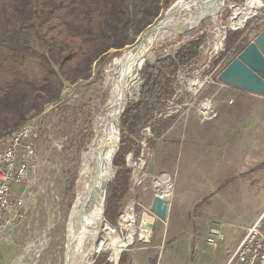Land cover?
Here are the masks:
<instances>
[{"label": "rangeland", "instance_id": "rangeland-1", "mask_svg": "<svg viewBox=\"0 0 264 264\" xmlns=\"http://www.w3.org/2000/svg\"><path fill=\"white\" fill-rule=\"evenodd\" d=\"M183 1L187 0H173L167 7L160 9L155 18L148 16L146 23H149L145 28L139 33L134 34L131 31L129 34L131 43L118 49L110 48L109 62L105 63L103 54H97V59L91 64L90 70L71 80H64L58 100L44 102L40 111L30 107L26 112L24 121L37 119L41 125L40 137L36 144V165L29 172L28 180L24 184L27 185V191L24 195L23 214L7 226L2 237L0 264H64L67 249L66 236L82 187L87 157L95 139L99 119L109 110L108 103L115 62L129 47L139 43L140 37H144V32L148 28L161 22L169 10ZM231 1L236 2L237 0H227L216 14L208 15L182 34L165 31L164 35H157L156 32L146 35L145 39L148 40L150 37L148 40L150 47L145 54V61L154 64L166 54L171 56L174 54L172 57L175 58L182 39L190 40L191 36L204 26L208 30L206 34L212 40L219 41L221 31L230 24V16L233 12L235 14L239 8L238 4ZM240 3H243V0ZM260 11L258 16L254 15L248 21V24L252 20L255 24L258 22L253 29L254 33L264 28V7ZM238 32L241 31H235L234 34ZM215 33L218 34L216 37H214ZM234 34L233 31H229L227 38L229 39L230 35ZM245 37L244 42L247 44L252 36L248 38L245 35ZM205 40V36L203 40L200 38L196 40L199 51L196 59L184 64L176 61V69L172 74L167 75L172 80V94L165 99H171L174 95L173 74L178 67L183 69H180L178 74L184 71L185 76L188 70L195 67L194 63L205 58V53L201 48L199 49V44ZM224 43L226 44V39ZM114 50H118L117 55L112 54ZM229 58L230 56L227 61ZM213 60L215 61L213 64L217 65L219 59ZM99 67L103 71L101 80L95 77ZM199 67L202 70L200 64ZM208 70H204V73H209ZM135 73L136 87L141 77L137 69ZM176 76L177 74L175 78ZM214 79L216 77L213 76ZM134 91L137 92L136 89ZM214 92H216L214 105L217 110L214 118L197 121L194 109L186 106L181 109L178 101H175V105L169 104L170 106L166 109L167 102L163 99L162 108L152 113L150 121L129 134L133 143L121 142L122 128L120 117H118L117 130L120 146L121 144L131 145L124 155V165L131 172V185L112 222L104 215L106 222H103L92 251L93 264H113L112 248L117 245L108 242L104 227L109 226L119 242L126 231L119 224L118 217L131 202L135 218L133 229L134 233L136 231L135 242L124 248L119 264H222L234 247L238 233L251 214L264 208V188H261L264 187V183L256 184L258 186L255 188H249L247 183L239 180L225 187L223 186L224 181H218L216 178L218 174L211 169V166L219 161L218 159L224 160V156L226 159L227 155L229 156L227 159L232 162V172L228 167L229 174L240 175L244 169L241 167L239 158L245 153L257 152L264 158V134H262L264 132L262 128L251 131L253 127L255 128L256 122L254 110L257 103L256 97H246L243 110L233 114L235 103L229 104V100L232 99L234 93L211 82L201 91L200 95L212 96ZM124 98V106H127L136 103L140 94L137 98L127 100L125 96ZM68 103L74 106L85 104V107L79 112L77 121H71L63 128L60 125L59 113L61 106ZM155 112H162V116L154 120ZM166 112H170L169 115L165 116ZM12 118L13 116L9 114L0 115V136L14 129L5 127V124L10 123ZM166 119H170L167 129L161 134H156L153 124L157 120ZM88 120L90 129L86 124ZM165 124L161 121V130ZM147 126L150 127L149 131L146 130ZM139 164L142 166L139 168L141 173L133 177L132 165ZM114 167L117 172L118 166L114 164ZM163 173L168 174L171 184L170 195L166 196L155 192L153 186L154 177ZM229 174L226 176L227 179ZM24 185H16L15 188L21 189ZM154 194L170 199L172 211L165 221H156L154 230L156 237L152 239V242L143 244L137 240V226L141 213L148 211ZM106 197L107 191L105 202ZM261 223L264 227V215ZM212 226L221 228L223 236L214 244H209L207 237L209 228ZM155 245L158 246L154 247ZM136 247L139 250L134 249Z\"/></svg>", "mask_w": 264, "mask_h": 264}, {"label": "trees", "instance_id": "trees-1", "mask_svg": "<svg viewBox=\"0 0 264 264\" xmlns=\"http://www.w3.org/2000/svg\"><path fill=\"white\" fill-rule=\"evenodd\" d=\"M172 1L0 0V115L13 116L5 127H20L30 107L40 111L44 102L58 100L63 81L90 70L97 54H103L105 63L109 62L110 48L118 49L131 43V31L139 33L149 23H146L148 16L155 18L159 10ZM245 40L242 32L230 35L226 50L234 46V52L238 53ZM112 54L117 55L118 50ZM198 55V42L188 41L175 58L166 54L154 64L145 61L139 70L140 77L144 79L140 98L136 103L125 106L120 116L122 143H133L129 134L148 123L152 113L162 108V100L172 94V80L167 75L176 69V61L184 64ZM143 62L141 59L135 70ZM102 74L99 67L95 77L101 80ZM135 78L134 71L125 87L126 100L139 95V83L135 87ZM84 107L85 104L62 105L60 125L65 128L71 121H77ZM169 120H157L153 124L154 132L161 134L165 131ZM161 121L166 123L162 130ZM86 124L90 129L89 120ZM130 146L121 144L114 159L118 169L108 185L104 210L110 222L130 189L131 172L124 165V155ZM136 153H139L138 149Z\"/></svg>", "mask_w": 264, "mask_h": 264}, {"label": "built area", "instance_id": "built-area-1", "mask_svg": "<svg viewBox=\"0 0 264 264\" xmlns=\"http://www.w3.org/2000/svg\"><path fill=\"white\" fill-rule=\"evenodd\" d=\"M244 2L245 0H243V3H234L239 5L244 4ZM262 7L264 6L253 7L242 23H233L232 20L235 16L233 12V15L230 16V24L221 31V41L212 40L206 34L208 31L206 26L196 32L195 35L191 36L192 38H190V40L182 39L177 51L188 41H196L199 38L203 40L205 36L206 40L199 44V49L201 48L203 50L205 58L200 62L194 63L193 65L198 68L196 69L194 67L196 70H194V68L188 70L185 76L184 71L178 74L181 69L180 66L178 67L173 74L174 95H172L173 97L171 96V99L168 98L163 100L167 102L166 109L170 106L169 104L175 105V101H178V106H180L181 109L185 106L194 109L199 121H207L217 115V110L214 105V95L216 92H214L212 96H201V91L211 82L218 84L220 88H233L230 85L220 82L217 78L219 72L235 54L234 46L226 50L224 41L225 39L227 41L229 31H241L242 36H245L250 29L254 28L258 22L255 24V21L252 20L248 24V21L250 17L254 15L258 16L261 13L260 10ZM217 35L218 34L215 33L214 37ZM172 56H174V54H172ZM229 56L230 58L227 61ZM213 59H219L216 63L217 65L213 64L215 62ZM199 64L202 70H200ZM206 69H209V73H204ZM175 74H177L176 78ZM213 76L216 77V79L213 80ZM231 101L232 99L229 100V103ZM169 113L170 112H166L164 115L167 116ZM161 116L162 112H155L154 120ZM146 130L149 131L150 127L147 126ZM40 132V122L37 119H28L20 127L4 136H0V243L7 226L18 216L21 217L23 214L24 195L27 191V185L24 184H26L25 182L28 180L29 172L32 171L36 165V144L40 137ZM16 185L24 186L21 187V189H16ZM263 215L264 212L253 224L245 227L244 236L228 255L224 264H264V227L261 223ZM222 236L223 233L221 228L212 226L208 231L207 242L209 244H214L215 241L222 238Z\"/></svg>", "mask_w": 264, "mask_h": 264}, {"label": "bare ground", "instance_id": "bare-ground-1", "mask_svg": "<svg viewBox=\"0 0 264 264\" xmlns=\"http://www.w3.org/2000/svg\"><path fill=\"white\" fill-rule=\"evenodd\" d=\"M226 1L227 0L183 1L171 10H169L166 14V17H164V19L160 23L174 25L177 28L183 29L188 25L196 22L207 11H209L210 15L216 14L223 7ZM231 2L234 3V1ZM260 6H264L262 0H246L244 4L238 5L239 8L235 11V16L232 20L233 23H242L248 16V14L251 12L253 7ZM165 31L161 29L160 31L156 30L154 32H156L157 35H161ZM148 40H150V37H148ZM148 40L145 39V36L142 38L140 37L139 43L132 47H129L125 51V53H123L119 57L113 67L114 78L112 81L111 79H109L112 85L110 90V99L108 103L109 110H107L106 114L99 119L98 126L95 132V139L92 143L90 153L87 157L86 171L84 174L82 187L80 189L76 208L72 216L71 226L66 236L67 249L65 251L64 264L68 253L69 245L71 244L72 240L76 239L79 235L80 237H82V243L84 245V248L81 252L79 264H91L92 262V251L94 249L95 242L97 241V238L104 222L101 215L102 197L101 192L99 191V193L95 195L93 201H88L89 206L84 204V197L86 195L87 190H89L90 188L91 179L101 168V165L112 145L117 142V120L119 112L118 110L120 109V107L124 106L125 87L128 79L134 73L137 63L142 59V55H145L149 50L150 43ZM132 166L134 169L133 177H135L136 175L141 173V170L139 168H142V166L141 164ZM153 186L155 192H157L158 194L165 196L170 195L171 184L166 174L163 173L159 176H155ZM134 219L135 218L133 212V203L131 202L123 210L121 216L118 217L119 224L122 226V229L126 231L128 240H130V238L135 234L133 231L135 226ZM95 226H97L96 231L94 229ZM114 228L116 229L115 226ZM104 233L108 242L117 245L115 248H112L113 251L111 259H113L114 263L119 250L127 246V243L123 241L122 236L121 240L118 242L116 235L112 233L111 228L109 226L104 227ZM80 237L78 239H80Z\"/></svg>", "mask_w": 264, "mask_h": 264}, {"label": "water", "instance_id": "water-1", "mask_svg": "<svg viewBox=\"0 0 264 264\" xmlns=\"http://www.w3.org/2000/svg\"><path fill=\"white\" fill-rule=\"evenodd\" d=\"M209 5V3H208ZM210 15L207 11L202 17H200L196 22L188 25L187 27L180 29L174 25L156 23L151 28H148L144 32V36L156 30L160 31H170L173 34H182L185 31L193 28L198 23H200L205 17ZM143 61H145V55H142ZM144 64V62H143ZM143 64L140 65L138 71L142 68ZM218 80L224 84L230 85L237 89L244 90L246 92L256 94L264 97V28L256 31L252 38L245 44L240 51L222 68L218 74ZM143 79L139 78V92ZM140 94V93H139ZM124 107H120L118 110V117L121 116ZM120 143L119 136L117 142H115L110 148L107 156L105 157L101 168L94 175L90 182V188L87 190L84 197V201L87 206L88 201H93L96 194L101 192V215L103 221L106 222L104 218V203L108 184L114 179L116 169L114 167L113 161L114 157L118 152ZM169 199L158 194H154L152 201L149 205L148 211L141 213L139 224L137 226V240L143 244H150L152 242L153 231L156 225V221H165L167 218ZM89 208V207H88ZM95 231L97 226L94 227ZM135 235L128 240L127 235H123V241L127 243V246L133 245L135 242ZM80 235L72 240L68 248V253L65 259V264H79L80 256L84 245L82 243V237L78 239ZM126 247V246H125ZM121 248L116 256L115 262L113 264H119L121 255L124 248Z\"/></svg>", "mask_w": 264, "mask_h": 264}, {"label": "crops", "instance_id": "crops-1", "mask_svg": "<svg viewBox=\"0 0 264 264\" xmlns=\"http://www.w3.org/2000/svg\"><path fill=\"white\" fill-rule=\"evenodd\" d=\"M253 29H255V28H252L246 34L248 38L251 37L252 34H254ZM226 89H229V91L231 93H234L233 97H232V101L229 103V104L235 103L234 104L235 108L233 109L235 112H233V114L238 113V111L243 110L244 101H245L246 97H250V96L256 97L255 100H257V103H256V107L254 108V110L256 112L255 113L256 114L255 115V121L256 122L254 124L255 128L253 127L251 129V131H254L256 128H258V129L262 128V130L264 132V97L256 95V94H252V93H249V92H246L244 90H240V89H237L234 87L233 88H226ZM196 120L199 121L197 118H196ZM258 126H260V127H258ZM262 134H264V133H262ZM227 157H229V156L226 155V159H225V156H224V160L218 159L219 161L216 164L211 166L212 171H214L218 174V176L216 177V178H218V181H224L223 186L229 187V185L231 183H233L234 181H239V180H241L242 182H245V184L247 183V186L249 188H255V186H258L256 184L264 183V178H263V176H264V158H262L263 157L262 155H258L257 152H253V154H251L250 152L245 153L242 157L239 158V161L241 163V167L244 169L243 170L244 172L241 173L240 175H234V176L230 175L228 172V167H229L230 172H232V168H231L232 162H231V160L227 159ZM225 160H226V162H225ZM164 174H166V176L168 178V174L167 173H164ZM228 174H229V177L227 179L226 176ZM260 174H262V175H260ZM223 178H225V179H223ZM261 188H264V187L262 186ZM171 209H172V202H170V199H169L167 219H168V216H170V211H172ZM263 212H264V208H262L261 211L257 210L251 214V217L249 218V220L246 221V223L241 228V231L238 233L237 239L234 243V247L232 248L230 253L233 251V249L235 248V246L237 245L239 240L244 236L245 227L253 224L259 218V216H261L263 214ZM157 221H160V220H157ZM156 224H157V222H156ZM155 227H156V225H155ZM154 230H155V228H154ZM154 237H156V233H154V231H153L152 239ZM157 246L158 245H155L154 247H157ZM134 249H138V247H136ZM226 259L224 260V262L226 261ZM224 262L222 264H224Z\"/></svg>", "mask_w": 264, "mask_h": 264}, {"label": "flooded vegetation", "instance_id": "flooded-vegetation-1", "mask_svg": "<svg viewBox=\"0 0 264 264\" xmlns=\"http://www.w3.org/2000/svg\"><path fill=\"white\" fill-rule=\"evenodd\" d=\"M245 44H246V43L244 42L243 45H245ZM241 48H242V47H241ZM241 48H240V49H241ZM238 51H240V50H238ZM236 54H237V52L234 54V56H235Z\"/></svg>", "mask_w": 264, "mask_h": 264}, {"label": "clouds", "instance_id": "clouds-1", "mask_svg": "<svg viewBox=\"0 0 264 264\" xmlns=\"http://www.w3.org/2000/svg\"><path fill=\"white\" fill-rule=\"evenodd\" d=\"M250 30H251V29H250ZM250 30H249V31H250ZM249 31H248V32H249ZM248 32H247V33H248ZM251 38H252V37H251ZM251 38H250V39H251ZM250 39H249V40H250ZM249 40H248V41H249ZM233 57H234V56H233ZM233 57H232V58H233Z\"/></svg>", "mask_w": 264, "mask_h": 264}]
</instances>
